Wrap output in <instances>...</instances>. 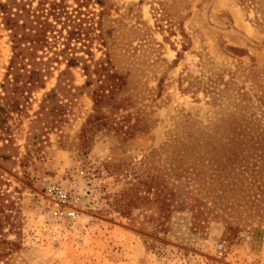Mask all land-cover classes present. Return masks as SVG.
<instances>
[{"label":"rangeland","instance_id":"rangeland-1","mask_svg":"<svg viewBox=\"0 0 264 264\" xmlns=\"http://www.w3.org/2000/svg\"><path fill=\"white\" fill-rule=\"evenodd\" d=\"M104 1L80 15L66 2L84 40L67 56L53 54L61 37L39 51L44 88L0 113V264H264V165L186 148L208 136L222 146L233 119L264 120V0ZM1 21L7 108L20 91ZM100 62L124 83L101 108L106 123L89 126ZM134 187L151 200L173 192L170 211Z\"/></svg>","mask_w":264,"mask_h":264},{"label":"trees","instance_id":"trees-1","mask_svg":"<svg viewBox=\"0 0 264 264\" xmlns=\"http://www.w3.org/2000/svg\"><path fill=\"white\" fill-rule=\"evenodd\" d=\"M67 1L68 0H38L36 6H33L32 3H28L25 0H0L1 24L4 29L9 32V40L12 49V56L7 67L6 77L11 75V83H8L14 86L13 88L15 91H20V93H16L15 96H12V98L7 101V108L0 106V113H12V109H17V100L19 97H24V88L29 89L35 86L44 88V81H42L44 75H42L41 70L35 66L38 62L35 59L38 58L36 55L39 51L42 52L45 51V49H51L52 43L55 44L56 40L61 37L65 40L61 44L62 48H59L57 52L54 50L53 54L56 56H67L69 54L68 52L73 53L76 49L75 45L71 46V40H84L85 27L82 26L83 20L76 16L73 17L72 13L68 10ZM73 1L76 3L77 9L75 11L78 15L81 14L80 9L82 7L85 8V5H89L90 3L98 5L101 8L100 12L105 9L104 0ZM77 19L79 22L76 23ZM57 24L62 25L60 29H56ZM97 24L100 26L101 21H98ZM65 26H70V28L67 29ZM61 29L66 30L65 37L60 35ZM101 43H105L103 39ZM81 47H86V45L82 42ZM24 60L26 61L24 62ZM65 60L67 67L77 66L79 62L78 58L73 56L65 58ZM105 64L100 62L98 63L99 67L93 70V73L98 75L97 81L99 85L96 90L91 92L94 114L87 119V124L89 126L94 124L97 125L98 123H106L104 121L105 117L101 114V108L103 105H110V100L114 97V90L120 88L124 83L120 76L113 72H108ZM83 70L86 72V75L89 74V68L87 66H84ZM62 75L63 73H61L59 77ZM89 85H91L90 80L85 82V86ZM1 87L4 88V85L2 84ZM55 97L56 92L51 90L49 93L45 94L43 102L51 101ZM54 108L55 107H53V109ZM53 109L51 111H53ZM55 112L57 113L58 109H56ZM246 119H244L246 121L239 119H233L231 121L228 129L225 130L226 133L223 138L224 142L222 146H217L215 142H212V137L208 136L205 139L200 137L197 138L198 140L195 143L191 145L188 143L186 148L193 150V148H197L198 145L204 147L212 146L211 150L216 151L217 149L225 147V151L228 152V154L224 155L225 159L237 160L238 155L243 152L247 153L244 155L243 161H248L252 168H257V164L264 165V120L260 121L254 116H250ZM86 130L87 125L83 127V132H86ZM128 132L129 131H125L123 133L125 134ZM255 174L259 175L256 171ZM153 181L147 185L148 190H146V193H149L152 189L156 191L155 186H152L155 185ZM133 192L136 200L143 201L145 199L146 202L155 201L159 203L160 209L164 211V213L170 211L174 196L173 192H169L168 197L164 199H160L158 197L159 195L155 194L153 200L148 199V197H141L139 195L140 191L136 187H134ZM198 217L199 214L195 212L193 214V222L195 225ZM3 255L4 253L0 249V257Z\"/></svg>","mask_w":264,"mask_h":264}]
</instances>
